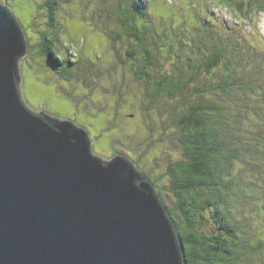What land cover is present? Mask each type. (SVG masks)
Masks as SVG:
<instances>
[{
  "label": "rangeland",
  "instance_id": "374dc122",
  "mask_svg": "<svg viewBox=\"0 0 264 264\" xmlns=\"http://www.w3.org/2000/svg\"><path fill=\"white\" fill-rule=\"evenodd\" d=\"M0 1L19 19L29 45L38 46L41 33L49 30L45 0ZM243 1L250 8L244 13L220 5L218 0H66L57 18L61 24L56 31L59 61H46L38 47L34 51L29 48L20 61L19 90L33 110L85 127L95 154L106 159L117 153L127 156L166 191L169 163L185 157L176 125L180 109L167 94L160 97L156 93L159 99L148 95L144 87L148 76L138 69L143 63L138 47L152 46V78L172 73L175 62H181L177 53L180 40L196 36L210 41L213 33L232 37L235 53L247 51L253 62L264 65V11L251 7L250 0ZM124 17L133 18V25H125ZM132 35L144 37L135 45V58L129 57L135 39ZM75 60L80 64H74ZM211 199L221 201L217 195ZM228 199L234 205L235 201ZM242 200V207L239 199L235 205L236 213L253 238L264 210L249 195ZM165 201L175 206L177 198L168 191ZM222 214L200 203L195 215L199 232H218ZM262 259V254L247 252L240 264H261Z\"/></svg>",
  "mask_w": 264,
  "mask_h": 264
},
{
  "label": "water",
  "instance_id": "95a60500",
  "mask_svg": "<svg viewBox=\"0 0 264 264\" xmlns=\"http://www.w3.org/2000/svg\"><path fill=\"white\" fill-rule=\"evenodd\" d=\"M26 32L0 1V264H186L157 186L90 132L30 108Z\"/></svg>",
  "mask_w": 264,
  "mask_h": 264
},
{
  "label": "trees",
  "instance_id": "16d2710c",
  "mask_svg": "<svg viewBox=\"0 0 264 264\" xmlns=\"http://www.w3.org/2000/svg\"><path fill=\"white\" fill-rule=\"evenodd\" d=\"M218 1L240 13L250 9L243 0ZM64 3L66 0H45L49 30L41 33L38 46L29 45L33 51L38 47L39 55L49 62L60 59L56 31L61 25L57 18ZM248 4L264 11V0H250ZM124 19L125 25H133V18ZM220 34L213 33L210 41L196 36L187 37L186 42L180 40L177 53L181 62H175L172 73L154 78L151 77L155 71L151 67L154 65L151 44L138 47V54L143 55L138 69L148 76L144 84L148 95L159 99L156 93L160 97L167 94L180 109L176 125L185 152L183 159L174 160L167 167L166 191L150 173L146 175L157 186L176 225L186 264H240L247 252L262 254L261 264H264V215L256 225L257 235L252 238L249 229L242 227L235 206L239 199L242 207V198L249 195L264 210V65L253 62L245 54L247 51L235 53L233 38H223ZM132 36L135 39L129 57L135 58V45L144 37ZM77 63L80 61L75 60L74 64ZM168 191L177 198L175 206L165 201ZM213 195L221 201L211 199ZM228 197L235 201L234 205ZM200 203L224 213L220 216L218 232L205 234L197 229L195 215ZM226 211L234 216L230 217Z\"/></svg>",
  "mask_w": 264,
  "mask_h": 264
},
{
  "label": "clouds",
  "instance_id": "9594fccd",
  "mask_svg": "<svg viewBox=\"0 0 264 264\" xmlns=\"http://www.w3.org/2000/svg\"><path fill=\"white\" fill-rule=\"evenodd\" d=\"M117 154H120V153H117ZM116 155V154H115Z\"/></svg>",
  "mask_w": 264,
  "mask_h": 264
}]
</instances>
